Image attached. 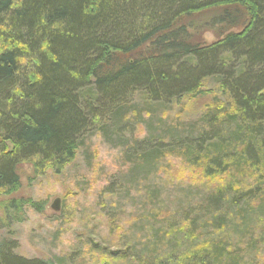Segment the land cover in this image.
<instances>
[{"label": "trees", "instance_id": "16d2710c", "mask_svg": "<svg viewBox=\"0 0 264 264\" xmlns=\"http://www.w3.org/2000/svg\"><path fill=\"white\" fill-rule=\"evenodd\" d=\"M208 80L221 97L197 136L145 139L138 160L177 155L226 182L201 196L191 223L219 236L169 264L246 263L256 239L240 249L220 237L245 240L264 220V0H0V196L20 189L21 165L61 174L93 130L204 97ZM24 204L0 209L21 222ZM15 248L0 242V264H53Z\"/></svg>", "mask_w": 264, "mask_h": 264}, {"label": "rangeland", "instance_id": "374dc122", "mask_svg": "<svg viewBox=\"0 0 264 264\" xmlns=\"http://www.w3.org/2000/svg\"><path fill=\"white\" fill-rule=\"evenodd\" d=\"M215 40L213 32L203 35L207 44ZM203 85L204 97L185 98L152 118L143 113L139 122L130 109L117 127L93 130L61 174L46 170L36 176L30 165H21L20 189L0 196V208L20 200L23 216L15 222L17 216L8 219L0 209V242H13L14 255L53 264H169L194 250L202 236H219L208 221L201 229L191 223L201 218L196 209L201 196L225 184L222 177L207 178L177 155L166 154L149 168L138 160L137 146L145 139L168 143L173 136H197L203 115L221 97L210 80ZM260 224L245 240L225 232L220 237L240 249L247 236L256 239L252 245L258 249L244 264H264V220Z\"/></svg>", "mask_w": 264, "mask_h": 264}, {"label": "water", "instance_id": "95a60500", "mask_svg": "<svg viewBox=\"0 0 264 264\" xmlns=\"http://www.w3.org/2000/svg\"><path fill=\"white\" fill-rule=\"evenodd\" d=\"M59 202H58V199L54 201V203L52 204L51 206V209L54 211V212H57L58 211V208H59Z\"/></svg>", "mask_w": 264, "mask_h": 264}]
</instances>
